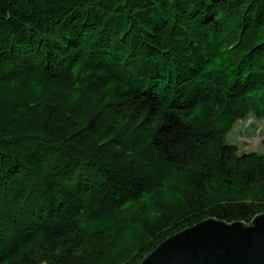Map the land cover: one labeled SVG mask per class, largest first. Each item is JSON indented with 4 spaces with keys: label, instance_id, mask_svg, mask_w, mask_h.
<instances>
[{
    "label": "trees",
    "instance_id": "trees-1",
    "mask_svg": "<svg viewBox=\"0 0 264 264\" xmlns=\"http://www.w3.org/2000/svg\"><path fill=\"white\" fill-rule=\"evenodd\" d=\"M264 0H0V264H138L264 211Z\"/></svg>",
    "mask_w": 264,
    "mask_h": 264
},
{
    "label": "water",
    "instance_id": "water-1",
    "mask_svg": "<svg viewBox=\"0 0 264 264\" xmlns=\"http://www.w3.org/2000/svg\"><path fill=\"white\" fill-rule=\"evenodd\" d=\"M138 264H264V211L250 222L204 218L161 240Z\"/></svg>",
    "mask_w": 264,
    "mask_h": 264
},
{
    "label": "rangeland",
    "instance_id": "rangeland-1",
    "mask_svg": "<svg viewBox=\"0 0 264 264\" xmlns=\"http://www.w3.org/2000/svg\"><path fill=\"white\" fill-rule=\"evenodd\" d=\"M226 139L237 145L239 151L264 153V120L239 119L227 133Z\"/></svg>",
    "mask_w": 264,
    "mask_h": 264
}]
</instances>
